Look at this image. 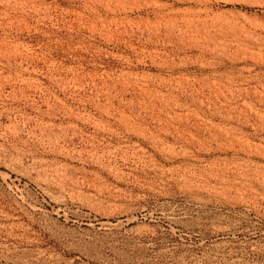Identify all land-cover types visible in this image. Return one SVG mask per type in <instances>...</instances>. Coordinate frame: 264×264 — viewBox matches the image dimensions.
<instances>
[{"label": "rangeland", "instance_id": "374dc122", "mask_svg": "<svg viewBox=\"0 0 264 264\" xmlns=\"http://www.w3.org/2000/svg\"><path fill=\"white\" fill-rule=\"evenodd\" d=\"M0 264H264V0H0Z\"/></svg>", "mask_w": 264, "mask_h": 264}, {"label": "bare ground", "instance_id": "6f19581e", "mask_svg": "<svg viewBox=\"0 0 264 264\" xmlns=\"http://www.w3.org/2000/svg\"><path fill=\"white\" fill-rule=\"evenodd\" d=\"M107 228V227H106ZM104 230H107V229H104Z\"/></svg>", "mask_w": 264, "mask_h": 264}]
</instances>
